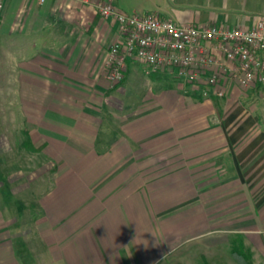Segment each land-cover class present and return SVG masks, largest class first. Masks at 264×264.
Listing matches in <instances>:
<instances>
[{"label": "crops", "instance_id": "0c3cea01", "mask_svg": "<svg viewBox=\"0 0 264 264\" xmlns=\"http://www.w3.org/2000/svg\"><path fill=\"white\" fill-rule=\"evenodd\" d=\"M106 4L264 20V0H0V264H264V128L240 103L264 86L205 97L136 59L111 84Z\"/></svg>", "mask_w": 264, "mask_h": 264}, {"label": "built area", "instance_id": "2783aa9c", "mask_svg": "<svg viewBox=\"0 0 264 264\" xmlns=\"http://www.w3.org/2000/svg\"><path fill=\"white\" fill-rule=\"evenodd\" d=\"M100 12L114 17L120 37L107 53L111 84L124 78L127 62L147 64L150 73H170L174 78L203 89V95L224 97L232 81L243 87L264 86V20L253 29L181 25L171 19L127 14L112 4Z\"/></svg>", "mask_w": 264, "mask_h": 264}, {"label": "rangeland", "instance_id": "374dc122", "mask_svg": "<svg viewBox=\"0 0 264 264\" xmlns=\"http://www.w3.org/2000/svg\"><path fill=\"white\" fill-rule=\"evenodd\" d=\"M174 86H175V89L178 88V85L176 84V82H175ZM0 92H2V91H0ZM1 95L2 94H0V97H1ZM240 103L243 105L242 108L245 109V113H244L245 115H252L253 114L255 117L258 118L257 119L258 122L256 123L255 127L256 128H260V127L264 128V119L260 115V114H262V109L264 108V106H263V104H264V89H261V90L259 89V90H256L255 92L240 96ZM226 114H227V111H226ZM220 125L223 127V129L229 130V129L234 128V127H228L229 124L226 122L225 117L223 118V121ZM224 175L225 174H222V176H224ZM261 217L258 219L260 227L264 226V216L261 215ZM228 222H229V218H223V225H224L223 228L229 227ZM226 257H227V259L234 260V258H233L234 256H232L231 254H228V256H226Z\"/></svg>", "mask_w": 264, "mask_h": 264}, {"label": "trees", "instance_id": "16d2710c", "mask_svg": "<svg viewBox=\"0 0 264 264\" xmlns=\"http://www.w3.org/2000/svg\"><path fill=\"white\" fill-rule=\"evenodd\" d=\"M234 257L239 262V264H253L251 261L250 254H247L243 249H238L234 252ZM201 264H209L206 259L203 260Z\"/></svg>", "mask_w": 264, "mask_h": 264}]
</instances>
